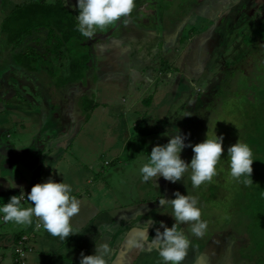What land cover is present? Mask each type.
Returning a JSON list of instances; mask_svg holds the SVG:
<instances>
[{
	"label": "crops",
	"instance_id": "crops-1",
	"mask_svg": "<svg viewBox=\"0 0 264 264\" xmlns=\"http://www.w3.org/2000/svg\"><path fill=\"white\" fill-rule=\"evenodd\" d=\"M202 2L201 9L207 7V15H217L221 6L218 1ZM137 4L135 0L131 15L119 20L121 29L113 37L118 38L120 46L116 38L104 47L103 41L91 38L100 43L91 47L95 60L90 61L86 74L76 81L69 80L73 76H69L68 62L59 75H50L43 67L50 64L49 70L56 69L52 72L57 73L59 64L48 60L44 66L28 70L19 68L14 61L8 65L0 61L1 76L5 72L8 75L7 70L21 71L27 77L26 89L32 83L45 103L40 112L37 105L36 113L35 107L27 106V98H22V86L15 90L6 88L3 84L7 79L0 76V172L11 174L8 183L0 188V207L21 191L25 195L21 206H31L27 190L49 179L70 185L71 195L80 201V212L70 221L77 234L65 240L53 237L43 227L37 229L35 217L31 225H18L5 222L0 214V264H14L16 241L22 235L29 236L26 244L31 249L25 264H79L81 253L94 255L99 243H107L111 249L106 258L108 264H163L153 243L155 230L163 231L161 223L171 227L176 221L171 206L161 208L159 200L175 199L173 194L178 189L163 177L156 180L158 187L154 179L143 181L139 169L148 162L152 147L168 142L170 136L164 133L178 129V134L186 136V127H192L199 111L211 103L214 90L211 94L201 91L199 99L190 100V93L200 89L206 69L212 66L207 50L197 54L194 44L208 42L211 45L207 49L213 53L223 39L213 32L214 27L210 31L207 27L196 36L188 35L184 29L196 25L198 19L191 14L182 18L166 13H161L159 19L153 18L163 21L160 24L151 22V17H147V26L135 22L136 28L131 27V32L139 33L132 36L126 24L131 25L127 19L136 20L133 14ZM9 15L7 12L0 21V35L1 23ZM96 32L94 35H101ZM177 35L178 40L191 42H186L181 52L176 44ZM201 37L205 38L195 42V38ZM153 43L162 47L160 60L155 64L149 50ZM12 48L0 44V53L7 49L3 59H12L17 51ZM159 62L156 80L153 73ZM89 69L93 72L88 73ZM170 78L175 88L160 89L158 79ZM14 98L22 102H12ZM189 104L193 106L188 108ZM54 120L58 125L51 133L46 127ZM14 127L15 132L28 133L30 138L33 135L28 147L35 143L39 152L16 139L5 144ZM47 131V139L41 140L38 133ZM21 147H25L22 152ZM22 154H27L29 161ZM16 168L17 174H13ZM11 180L14 188H9ZM178 230H183L190 241L182 264H249L242 248L237 242L238 246L234 245L231 237L218 238L220 242L211 238L205 243L191 234L189 224L178 225Z\"/></svg>",
	"mask_w": 264,
	"mask_h": 264
},
{
	"label": "rangeland",
	"instance_id": "rangeland-1",
	"mask_svg": "<svg viewBox=\"0 0 264 264\" xmlns=\"http://www.w3.org/2000/svg\"><path fill=\"white\" fill-rule=\"evenodd\" d=\"M6 1H10L7 3L8 5L5 3ZM23 1L26 0H0V21L7 12L11 13V11L15 10L16 5H21L20 3ZM48 1L55 2V0ZM202 1L140 0L137 6L139 9L137 8L138 10L136 9L133 14L134 18L136 17V22L146 26L150 21L147 17H151V22L155 24L163 22L153 19L154 17L159 19L161 13H166V15L171 17L178 16L182 18H186L191 14L198 19V23L192 27L186 26L184 29L186 34L196 36L201 34V31H205L207 27L208 31L214 27L213 32L219 33L223 37H221V40L223 39L222 45L213 53L207 49V46L211 45L208 42L205 45L194 44L197 54L204 53V49L207 50V58L210 60V65H212L206 69L201 79L200 90L202 92L207 90L209 94L213 90L215 92L211 96V103L202 111H199L197 119L193 120V122L191 121L192 127H186V139L184 141L186 144L189 142V144L195 145L205 140L206 133L209 137L213 136L214 133L217 137L223 136L222 147L224 151L216 166L217 174L212 178L211 182H205L200 187L194 188L190 179L191 171L189 169L179 181L172 184L177 187L178 192L182 195L197 199V207L201 211V220L207 222V229L203 237L198 238L200 242L206 243L211 238L220 242V239L231 237L234 239V245H239V248H242V253L249 255L253 261L256 260V264H264V246L261 243V241L264 242V228L262 227L264 223V203L261 202L260 197L255 195L256 192L253 193L254 188L252 189L242 182V178L238 181L230 176L229 157L227 156L229 146L237 141L245 143L241 139L246 134L244 128L250 115L249 111L256 110L259 107L260 93L264 91L262 86L264 82V36H262V33L264 34V0H215L218 1L216 3L221 4L216 16L214 13H212L213 15H207V7H204L205 10L201 9ZM68 2L76 7L77 0H68ZM119 24L120 22L117 21L103 30L97 29L98 33L106 35L105 39H102L103 47L108 41H115V38V42L120 46L118 38L113 37V35L116 36L117 31L120 29ZM258 28H261V35L257 33V30L259 32ZM132 34L137 35V32L133 31ZM79 36L81 39L83 38V35ZM245 36H248L251 41H246ZM38 37L45 39V35L41 33H38ZM2 38L3 35H0L1 45L4 44ZM203 38L205 37L195 38V42H199L197 40ZM176 39L179 52L185 48L186 42L191 43L190 41L178 40V35ZM93 40L95 41V39ZM99 44L98 41L94 42L96 47ZM161 48L156 43L149 47V50L153 52L154 64L158 59L160 60ZM79 49L73 48L72 52H84L82 50L83 47ZM4 50L6 52L7 49ZM4 52L0 53V61L4 60V65H8L9 62L14 60H9L8 57L3 59ZM91 52L89 50V53L96 57L95 51ZM90 61L87 62V67ZM49 67L50 64L43 67L46 69L44 71L46 74L59 75L61 73V67H58L57 73L52 72L56 69L51 71ZM159 69L160 62L156 65V73H153L156 76V80ZM7 71L9 72L8 75L6 72L2 76L0 74L2 78L5 77L7 79L3 86L12 88V90L22 86L25 91L22 98H27L29 101L27 106L35 107L34 110L37 113L38 105L40 112L45 103L44 100H41L40 94L35 91L36 87L30 83L26 89L25 81L27 77L21 71H13V73L11 70ZM153 71L152 69L151 72ZM82 72L86 74L87 68H82ZM91 72H93V69L88 70V73ZM145 72H148V69ZM158 84L160 89L164 87L166 89L175 88V83H171V78L165 81L158 79ZM178 86L179 82L177 88ZM190 95V100L194 102L201 96L199 89L190 93ZM18 100L22 102V99L17 98H14L12 102H17ZM192 106L189 104L188 108ZM57 125L58 123L54 120L50 122L46 129L52 133ZM16 130L17 127H14L9 132V139L5 144L16 139L19 143H25L27 147L31 145L33 135L30 138V136H26L28 133L15 132ZM48 131L45 134L38 133L39 138L41 140L43 138L47 139ZM179 134L185 135L182 132ZM33 146L34 151L39 152V149L35 148V143ZM24 148L21 147V152ZM26 155L23 156L22 154L23 158L25 157L29 161L30 157H26ZM180 155L181 159L185 160L186 163H190L193 153L190 147H185ZM12 173L17 174V168L12 170ZM10 179L11 174L9 172L1 171L0 188L7 184Z\"/></svg>",
	"mask_w": 264,
	"mask_h": 264
},
{
	"label": "clouds",
	"instance_id": "clouds-1",
	"mask_svg": "<svg viewBox=\"0 0 264 264\" xmlns=\"http://www.w3.org/2000/svg\"><path fill=\"white\" fill-rule=\"evenodd\" d=\"M135 8V0H77L78 31L85 37L93 38L97 29H105L122 17H129ZM195 86V85H193ZM200 90V89H199ZM188 116V115H186ZM178 129L166 132L170 136L164 145L152 147L148 162L143 163L139 171L143 181L156 180L163 177L166 181L176 183L186 171H191L190 179L194 188L200 187L205 182H211L217 174L216 166L223 154V136L217 137L214 133L203 142L195 145L185 144V136L178 134ZM185 147H190L192 157L190 163L181 159V152ZM229 157L230 176L241 180L248 186L252 185L250 179L253 168V153L247 143L237 141L227 149ZM15 184L9 183V188ZM156 187L158 185L156 184ZM72 188L64 182H54L49 179L45 183H38L31 187L27 194L29 207H22L21 200L25 198L23 191L19 196H12L7 204L0 207L5 222H14L18 225H31L33 217L38 220L37 228L43 227L53 237L65 240L70 235L77 234L71 224V218L80 212V201L71 195ZM175 199L159 200V205H170L175 218L171 227L163 223L155 230L153 243L158 248V254L163 264H182L190 241L183 230H178V225L189 224L190 232L197 238H202L207 222L201 220V211L197 207L195 197L182 195L180 192L173 194ZM151 223V222H150ZM129 243H132L131 241ZM138 247L140 245H137ZM111 252L107 243L95 245V254L85 256L81 253L79 264H108L106 259Z\"/></svg>",
	"mask_w": 264,
	"mask_h": 264
},
{
	"label": "trees",
	"instance_id": "trees-1",
	"mask_svg": "<svg viewBox=\"0 0 264 264\" xmlns=\"http://www.w3.org/2000/svg\"><path fill=\"white\" fill-rule=\"evenodd\" d=\"M77 15L78 10H69L63 0H28L18 5L1 23L4 44L17 50L12 56L16 65L30 70L43 66L49 60L65 68L68 62L69 76H73L69 80L82 78V68H87L86 64L92 61L93 54L89 53L91 47L84 45L87 37L81 39L79 36L82 34L77 30ZM38 33L44 34L45 39L38 37ZM257 33L261 35V28ZM245 37L246 41H251L248 36ZM80 47L84 52H72L73 48L78 50ZM11 51H8L9 55ZM262 86L264 88V82ZM259 103L256 110L249 111L244 128L246 134L241 140L249 145L253 153L252 185L248 186L254 188L253 193L256 192L255 195L264 203V91L260 93ZM261 243L264 246V242ZM245 258L249 264L251 261L256 264V260L253 261L249 255Z\"/></svg>",
	"mask_w": 264,
	"mask_h": 264
},
{
	"label": "built area",
	"instance_id": "built-area-1",
	"mask_svg": "<svg viewBox=\"0 0 264 264\" xmlns=\"http://www.w3.org/2000/svg\"><path fill=\"white\" fill-rule=\"evenodd\" d=\"M27 191H28L27 193L30 192V190H27ZM24 199H22V201H24ZM37 223L38 222H36V224ZM37 229H39V228H37ZM28 241H29L28 235H22L16 241L14 264H25L24 260H25L26 254L31 251V249H29L27 244H26Z\"/></svg>",
	"mask_w": 264,
	"mask_h": 264
},
{
	"label": "flooded vegetation",
	"instance_id": "flooded-vegetation-1",
	"mask_svg": "<svg viewBox=\"0 0 264 264\" xmlns=\"http://www.w3.org/2000/svg\"><path fill=\"white\" fill-rule=\"evenodd\" d=\"M63 1H65V5H66V7L69 9V10H75L76 9V7L74 6V5H72L71 3H69L68 2V0H63ZM138 3H140V0L138 1ZM138 6V4L136 5V8H138L137 7ZM136 18V17H135ZM127 21L129 22V23H131V25H129V24H126V27H129V34H132V32H131V27H132V25H134L133 27L134 28H136V23H138V22H136V20H135V22L133 21V19H131V20H129V19H127ZM139 24H141V23H139ZM142 25H145V24H142ZM120 29H121V27H119ZM138 29V28H137ZM134 30V29H133ZM137 33H139L138 31H136ZM132 36H133V34H132Z\"/></svg>",
	"mask_w": 264,
	"mask_h": 264
},
{
	"label": "water",
	"instance_id": "water-1",
	"mask_svg": "<svg viewBox=\"0 0 264 264\" xmlns=\"http://www.w3.org/2000/svg\"><path fill=\"white\" fill-rule=\"evenodd\" d=\"M94 36H95L94 38H97V39H99L101 41H102V39H105V37H106V35H94ZM94 42L95 41L93 39H87V41H85L84 45H87L88 47H92Z\"/></svg>",
	"mask_w": 264,
	"mask_h": 264
}]
</instances>
